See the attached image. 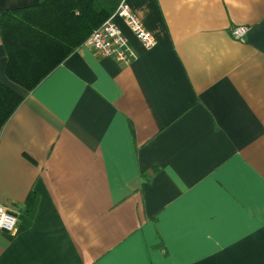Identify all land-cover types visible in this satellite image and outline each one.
Listing matches in <instances>:
<instances>
[{
	"label": "crops",
	"instance_id": "1",
	"mask_svg": "<svg viewBox=\"0 0 264 264\" xmlns=\"http://www.w3.org/2000/svg\"><path fill=\"white\" fill-rule=\"evenodd\" d=\"M126 2L153 48L116 16L137 58L83 44L32 91L0 36V264H264V0Z\"/></svg>",
	"mask_w": 264,
	"mask_h": 264
},
{
	"label": "trees",
	"instance_id": "2",
	"mask_svg": "<svg viewBox=\"0 0 264 264\" xmlns=\"http://www.w3.org/2000/svg\"><path fill=\"white\" fill-rule=\"evenodd\" d=\"M122 0H40L0 12V36L8 52L7 77L32 91L92 32L110 18ZM24 98L0 82V132ZM38 207L31 193L23 217L28 222Z\"/></svg>",
	"mask_w": 264,
	"mask_h": 264
},
{
	"label": "built area",
	"instance_id": "3",
	"mask_svg": "<svg viewBox=\"0 0 264 264\" xmlns=\"http://www.w3.org/2000/svg\"><path fill=\"white\" fill-rule=\"evenodd\" d=\"M129 7L126 0H122L115 13L90 34L84 45L93 49L100 56H110L124 63L137 58V54L132 46H130L128 39L114 22L115 17L120 16L145 48H153L157 43L156 38L144 27L141 20ZM248 28L247 25H238L232 28V36L237 40H241L247 34ZM17 224L18 214L0 204V230L13 232Z\"/></svg>",
	"mask_w": 264,
	"mask_h": 264
},
{
	"label": "bare ground",
	"instance_id": "4",
	"mask_svg": "<svg viewBox=\"0 0 264 264\" xmlns=\"http://www.w3.org/2000/svg\"><path fill=\"white\" fill-rule=\"evenodd\" d=\"M103 25V24H102ZM99 28V27H98ZM19 214V213H18ZM17 227V226H16Z\"/></svg>",
	"mask_w": 264,
	"mask_h": 264
}]
</instances>
